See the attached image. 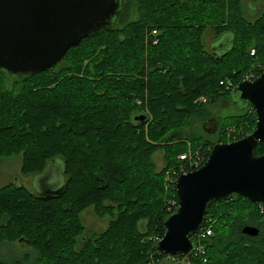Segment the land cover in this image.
Here are the masks:
<instances>
[{
	"label": "trees",
	"instance_id": "1",
	"mask_svg": "<svg viewBox=\"0 0 264 264\" xmlns=\"http://www.w3.org/2000/svg\"><path fill=\"white\" fill-rule=\"evenodd\" d=\"M241 4L123 0L119 23L69 49L62 59L71 60L67 68L54 70L55 65L34 76L0 69V158L20 154L21 172L37 175L59 158L64 177L56 197L41 198L14 184L0 188V247L22 243L34 253L10 246L20 257H0V264H159L165 258L155 246L175 209L168 211L165 203L164 172L189 147L207 159L215 145L184 133L192 120H206L199 99L231 96L247 73H262L264 7L251 20ZM206 30L216 40L231 35L230 47L220 54L207 51ZM8 76L17 81L10 85ZM247 107L249 113L222 124L220 134L242 126L230 142L255 127ZM139 115L145 121L135 120ZM217 143L226 142L218 137ZM156 152L163 158L158 170ZM253 153L262 156L264 143ZM90 206L99 215L112 210L114 219L100 234L86 237L78 214ZM208 221L206 262L191 264H264L258 203L239 195L212 202L203 228ZM246 226L258 235L242 234Z\"/></svg>",
	"mask_w": 264,
	"mask_h": 264
},
{
	"label": "water",
	"instance_id": "2",
	"mask_svg": "<svg viewBox=\"0 0 264 264\" xmlns=\"http://www.w3.org/2000/svg\"><path fill=\"white\" fill-rule=\"evenodd\" d=\"M122 2L0 0V69L14 76H34L50 69L82 40L112 28ZM231 97L238 110L251 106L255 127L236 141L215 144L199 169L176 178L178 206L165 217L163 236L155 246L162 255L187 257L192 253V237L204 225L212 202L227 203L239 195L250 203H264V155L253 153L258 143H264V72L254 81L239 82ZM137 119L143 122L145 115ZM203 124L206 133L216 131L215 119ZM53 161L37 176L41 186L37 196L41 198L59 196L64 189L61 185L42 190L41 177L51 175ZM241 232L249 237L258 235V229L251 226Z\"/></svg>",
	"mask_w": 264,
	"mask_h": 264
},
{
	"label": "rangeland",
	"instance_id": "3",
	"mask_svg": "<svg viewBox=\"0 0 264 264\" xmlns=\"http://www.w3.org/2000/svg\"><path fill=\"white\" fill-rule=\"evenodd\" d=\"M241 1L243 3V4H241V8H242V11H244V16L247 19L254 20L256 13L259 12V11H257L254 13V12L250 11V5L251 6L252 5L259 6V10L264 7V0H241ZM245 8H246V11H245ZM132 10L136 11L135 8H133ZM120 16H121V14H119L118 17H120ZM117 20H118V18H117ZM117 20L115 21L116 25L119 23ZM213 36H214V34L212 31L206 30L204 32L202 38H203V42L205 45L204 46L205 49L209 52L216 53V52H219L220 50L217 49V51H216L213 49L215 48V46L220 45V44H218V42L221 43L222 37H220L219 39L216 40ZM228 40H230L229 46H227V44L224 42L225 45L222 46V50L227 48V47L228 48L230 47L231 36H230V38H228ZM251 51H250V55H251ZM70 62H71V60H69V59L68 60H62L60 63L56 64V66L54 65L55 66L54 70H58L60 68L65 69L68 67V64ZM6 80L10 85L12 83H14L15 81H17L16 78H12L10 76L6 77ZM201 98H203V99H201L200 101L206 109V113H205L206 118L205 119L208 120V119L213 118L216 120V123H217L216 131L214 133H206L203 130V125H204L203 123L206 120L201 121L200 119H194L191 121L190 127L184 131V133L186 135H192V136H194V139L201 138L202 140H207V141H210V143L217 144L218 137H220V139L223 141L225 139L226 143H231L230 141L235 139L236 136L237 137L240 136V132L243 133L242 126H239L236 128H234L233 126H228V127L224 128L226 130L222 134H220V131H222V127H223L222 124L226 119L231 118V117H235L237 115H243L245 113H249L248 107L241 110V111L238 110L237 107L234 105V100L232 99V97L227 96V95L220 97L219 99H217V101L212 100L209 97H201ZM189 148L187 149V151L185 153L190 152ZM180 155L177 156V162H178L177 165L180 164V160H179ZM57 159H58L57 160L58 164L62 165V160L59 158H57ZM152 161L154 162L156 169L157 170L160 169L163 166L162 154L160 152L154 153V155L152 156ZM22 163H23V159H22V155H20V154L14 155L11 157L0 158V172H1V170H4V171L9 170L11 173V175L9 176V181H4L1 178V173H0V188L3 186H6L7 184H14L17 186H20V184H23V186L26 189H28L30 192H32L35 195H38V193L41 192V186L36 181H33V182H31V186L29 187L28 182H27V181L33 179V177H35L37 174H34L33 172H29L28 174L22 173L21 172ZM177 165L174 168H176ZM174 168H172V169H174ZM57 169H58V167L54 166L51 168V170L49 172L51 174L52 180L55 184L61 183L64 179V177L62 175V171L60 172V170H59L57 172ZM166 172H164V173H166ZM40 174H38V175H40ZM22 181H23V183H21ZM164 192L167 195L169 194V196L166 198V202H165L167 204L172 198L171 197L172 192H171L170 184L167 181L165 182V185H164ZM91 207L92 206L85 208L82 212H80L78 214L79 219H80V223L84 227L82 233L86 237H93V236L100 234L101 232H103L108 227L111 220L114 219V216L112 214V210H107L104 212V214L99 215ZM114 212H117L116 208L114 209ZM166 212H167V208H166ZM219 212H220V210H218V213ZM208 224H210L209 226L212 228L210 221H208ZM142 225H143V223H142ZM10 246L15 248V249L17 248L19 250L27 251L30 254L34 255V253H32V251L29 248H27L25 245H23L22 243H16L15 242L14 244H12ZM10 246L5 245V246L0 247V249H1L0 250V254H1L0 257H6V258L8 257L7 260H12L15 257H20V255L17 253V251L12 252L9 250ZM159 264H181V263H177V262H173L171 260L163 259V260H160Z\"/></svg>",
	"mask_w": 264,
	"mask_h": 264
},
{
	"label": "built area",
	"instance_id": "4",
	"mask_svg": "<svg viewBox=\"0 0 264 264\" xmlns=\"http://www.w3.org/2000/svg\"><path fill=\"white\" fill-rule=\"evenodd\" d=\"M152 35L156 34V31L151 32ZM254 54V51H251V55ZM260 71L264 72V63L259 67ZM261 73V74H262ZM260 74V75H261ZM260 75H256L252 72L247 73L244 76V79L242 81H254L257 79ZM220 84H223L222 82ZM232 86L231 82L227 83V88H230ZM203 99L200 98L199 101ZM201 102V101H200ZM137 104H140L139 101H136ZM189 153H183L179 156L180 164L169 171L165 173V182L167 181L170 185L174 186L176 178L181 174H186L191 171H195L198 168H200L207 159H205V156L202 155L200 151H193L192 149H189ZM175 188V186H174ZM178 201L175 199H171L168 202V211L171 209H177ZM258 210L261 214H264V203H258ZM208 223V222H207ZM212 230L209 225L206 227H202L198 233L195 235V242H194V250L192 253L187 257H180V256H165L164 259L171 260L173 262L181 263V264H191L192 261H202L203 263L206 262V250L203 245V241L211 236ZM158 242V241H157Z\"/></svg>",
	"mask_w": 264,
	"mask_h": 264
},
{
	"label": "crops",
	"instance_id": "5",
	"mask_svg": "<svg viewBox=\"0 0 264 264\" xmlns=\"http://www.w3.org/2000/svg\"><path fill=\"white\" fill-rule=\"evenodd\" d=\"M259 10V6H257V5H250V11H252V12H257ZM245 11H246V8H245ZM230 36L231 35H229V34H225V35H223V36H221L222 38V42H223V44H227V46H229V44H230V40H228V38H230ZM225 42V43H224ZM220 43V42H219ZM228 48V47H227ZM58 159H55L51 164H50V167H52V166H57L58 167V169L61 171V169H62V166H63V164L61 165V164H58V161H57ZM58 164V165H57ZM49 172V171H48ZM1 178L4 180V181H9V176L11 175V173H10V171L9 170H1ZM37 176H39V175H36L35 177H33V179H31V180H29V181H27L28 182V186L30 187L31 186V182H33V181H36L37 182V179H38V177ZM41 179H42V183H41V185H42V190H47V189H55V188H57V187H59V186H61V185H63L64 183H63V181L61 182V183H59V185H56L54 182H53V180H52V177H51V175H46V173L43 175V177H41ZM21 183H23V181L21 182ZM38 183V182H37ZM20 186H23V184H20ZM24 187V186H23Z\"/></svg>",
	"mask_w": 264,
	"mask_h": 264
},
{
	"label": "flooded vegetation",
	"instance_id": "6",
	"mask_svg": "<svg viewBox=\"0 0 264 264\" xmlns=\"http://www.w3.org/2000/svg\"><path fill=\"white\" fill-rule=\"evenodd\" d=\"M257 13H258V12H257ZM257 13H256V14H257ZM216 43H217V42H216ZM218 44H220V45H219V46H215V48L213 49V50H216V51H217V49L220 50L219 52H216V53L220 54V53H222V51H225V50L227 49V48H225V49L222 50V46L225 45V44H223L222 39H221V43L218 42ZM234 105H235V103H234ZM235 106H236V105H235Z\"/></svg>",
	"mask_w": 264,
	"mask_h": 264
},
{
	"label": "bare ground",
	"instance_id": "7",
	"mask_svg": "<svg viewBox=\"0 0 264 264\" xmlns=\"http://www.w3.org/2000/svg\"><path fill=\"white\" fill-rule=\"evenodd\" d=\"M162 238V237H161ZM161 238H158V241H160L161 240Z\"/></svg>",
	"mask_w": 264,
	"mask_h": 264
}]
</instances>
